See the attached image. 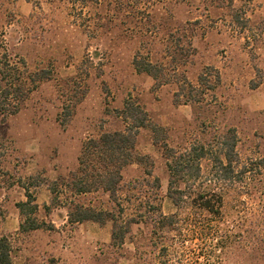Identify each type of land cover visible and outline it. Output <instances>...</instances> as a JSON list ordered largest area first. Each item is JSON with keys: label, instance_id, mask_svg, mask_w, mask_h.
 Here are the masks:
<instances>
[{"label": "rangeland", "instance_id": "374dc122", "mask_svg": "<svg viewBox=\"0 0 264 264\" xmlns=\"http://www.w3.org/2000/svg\"><path fill=\"white\" fill-rule=\"evenodd\" d=\"M250 2L0 0V101L10 85L21 89L6 102H22L14 115L0 110V238L10 241L14 264H264L263 21L251 20ZM137 53L163 66L159 80L170 82L139 72ZM207 66L221 73L215 89H207L215 83ZM203 70L191 101L175 102L182 74L199 85ZM126 101L149 112L163 139L140 129L119 206L102 189L77 194L65 184L86 141L126 126ZM232 136L237 169L248 171L224 191L221 215L200 205L201 193L218 198L221 187L210 181L209 159L198 179L178 184L186 190L178 208L168 196L165 144L181 153ZM27 187L35 201L24 215ZM73 202L137 222L115 244L112 220L71 223ZM174 213V226L157 224ZM27 218L41 227L24 230Z\"/></svg>", "mask_w": 264, "mask_h": 264}, {"label": "trees", "instance_id": "16d2710c", "mask_svg": "<svg viewBox=\"0 0 264 264\" xmlns=\"http://www.w3.org/2000/svg\"><path fill=\"white\" fill-rule=\"evenodd\" d=\"M134 66L139 72L151 75L158 85L170 82V80H159L161 75H164L163 66L147 58H143L140 53H137L134 57ZM208 69L214 72L211 75H215V83L207 89H215L220 84L221 73L217 68L212 66H207L206 70ZM182 75L180 88L175 92V102L180 103V97L184 95L188 97L185 103H189L194 92L199 91L200 87L206 82L207 73L205 70L201 72L199 75V85L191 82L185 74ZM9 86L7 85L4 88V99L0 101V110L5 116L16 114L20 109V105H22V102H6L10 97L14 98L16 90L21 89L19 87L18 89H11ZM119 113L126 124L125 128L114 132H103L99 138H91L86 141L82 146L78 159L79 167L72 173L71 176L73 177H71L70 183L65 184V186L72 188L77 194H86L102 189L104 192L109 193L110 199L120 206L121 202L118 191L123 181L122 170L127 165L133 163L140 129L150 128L157 144L163 139V136H161L162 129L152 123L149 112L140 104L126 101L124 109ZM236 144L237 140L232 136L226 141L220 142L217 148L213 146L208 148L206 145L194 144L181 153L165 144L169 171L168 196L178 208H181L186 193V190L180 188L178 184L181 182L189 184L191 181L198 179L203 170L202 161L209 159L213 163L211 180H209L221 187H219L218 198H209L207 193H201L200 205L203 211L221 215L222 206L224 205V191L227 187L232 186L233 182L241 179L248 171L246 164H243L240 170L237 169V167H240L241 158L236 151ZM260 162L264 163V159H261ZM147 173L152 176V170H148ZM155 179L157 186L160 187L159 179ZM26 191L28 200L19 204L24 215H28L30 210L33 211L30 208V204L35 201V197L29 192L28 187ZM52 191L54 193L55 189L52 188ZM177 215L176 213L168 216L160 214L157 224L162 227L174 226L178 220ZM69 220L71 223H82L85 221L105 223L107 220H112L114 222L112 239L115 244L124 243L132 224L137 222V218L131 217L124 224H121L114 212L85 206L78 202H73V205H71ZM40 227L39 224L34 220L31 221L30 218H27L26 225H21V228L24 230ZM0 264H14L12 247L6 236L0 238ZM207 264L215 263H209L208 261Z\"/></svg>", "mask_w": 264, "mask_h": 264}, {"label": "crops", "instance_id": "0c3cea01", "mask_svg": "<svg viewBox=\"0 0 264 264\" xmlns=\"http://www.w3.org/2000/svg\"><path fill=\"white\" fill-rule=\"evenodd\" d=\"M249 17L251 20L260 21L257 19H261V22L263 21V28L261 30V34L259 35V41L262 43L261 48L259 50L261 51V59L264 60V0H251L250 2V9L248 10ZM252 20V21H253ZM252 25V24H251ZM247 41H250L251 38L249 35L245 38ZM125 128V125L118 130H123ZM115 130V131H118ZM67 218V217H66Z\"/></svg>", "mask_w": 264, "mask_h": 264}]
</instances>
